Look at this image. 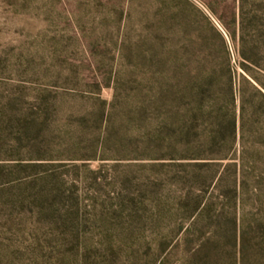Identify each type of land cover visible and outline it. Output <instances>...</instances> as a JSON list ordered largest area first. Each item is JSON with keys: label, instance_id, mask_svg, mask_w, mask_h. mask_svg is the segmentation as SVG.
Here are the masks:
<instances>
[{"label": "rangeland", "instance_id": "rangeland-1", "mask_svg": "<svg viewBox=\"0 0 264 264\" xmlns=\"http://www.w3.org/2000/svg\"><path fill=\"white\" fill-rule=\"evenodd\" d=\"M234 9L0 0V264H186L198 244L172 237L194 161L153 108L157 58L184 47L201 13L222 31ZM259 190L246 182L241 239H216L208 264H264V181Z\"/></svg>", "mask_w": 264, "mask_h": 264}, {"label": "trees", "instance_id": "trees-1", "mask_svg": "<svg viewBox=\"0 0 264 264\" xmlns=\"http://www.w3.org/2000/svg\"><path fill=\"white\" fill-rule=\"evenodd\" d=\"M207 8L215 15L214 5ZM234 8L230 20L218 18L222 31L201 13V28L188 31L184 47L157 58L153 108L171 148L194 161L181 178L186 223L172 237L198 244L186 264H208L216 239L235 246L240 192L248 180L255 191L264 181V0H234ZM193 188L199 193L191 200Z\"/></svg>", "mask_w": 264, "mask_h": 264}]
</instances>
